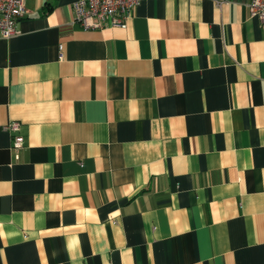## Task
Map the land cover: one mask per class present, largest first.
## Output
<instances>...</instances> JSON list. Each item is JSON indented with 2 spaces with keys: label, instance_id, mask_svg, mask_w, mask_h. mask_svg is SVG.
I'll use <instances>...</instances> for the list:
<instances>
[{
  "label": "crops",
  "instance_id": "1",
  "mask_svg": "<svg viewBox=\"0 0 264 264\" xmlns=\"http://www.w3.org/2000/svg\"><path fill=\"white\" fill-rule=\"evenodd\" d=\"M74 1L24 0L0 36V264H264L250 0H141L100 29Z\"/></svg>",
  "mask_w": 264,
  "mask_h": 264
},
{
  "label": "built area",
  "instance_id": "2",
  "mask_svg": "<svg viewBox=\"0 0 264 264\" xmlns=\"http://www.w3.org/2000/svg\"><path fill=\"white\" fill-rule=\"evenodd\" d=\"M141 0H76L71 9L74 22L84 29H100L107 27H125L130 12ZM249 13L264 22V0H250ZM26 12L24 0H0V36L10 38L19 34L18 21ZM19 123L11 121L4 126L7 131L14 132L12 149H19L23 137L17 134Z\"/></svg>",
  "mask_w": 264,
  "mask_h": 264
},
{
  "label": "rangeland",
  "instance_id": "3",
  "mask_svg": "<svg viewBox=\"0 0 264 264\" xmlns=\"http://www.w3.org/2000/svg\"><path fill=\"white\" fill-rule=\"evenodd\" d=\"M73 4V3H72ZM72 6V5H71Z\"/></svg>",
  "mask_w": 264,
  "mask_h": 264
}]
</instances>
